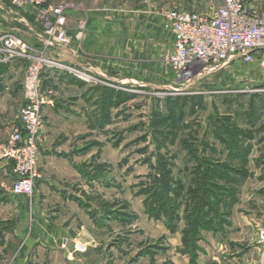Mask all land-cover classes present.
<instances>
[{"label": "rangeland", "instance_id": "1", "mask_svg": "<svg viewBox=\"0 0 264 264\" xmlns=\"http://www.w3.org/2000/svg\"><path fill=\"white\" fill-rule=\"evenodd\" d=\"M43 3L61 5L65 11L66 32L73 28L74 33L67 34L69 43L57 42L58 45H73L89 67L103 68L108 73L105 80L110 84L106 96L108 106L84 131L71 136L72 151L85 152L91 148L95 151L92 161L81 163L83 171L108 175L105 179H110L113 177L106 171L116 167L118 160L119 173L124 167L126 196L129 189L141 199L142 212L138 214L144 212L148 218L162 221L171 233L179 229L180 251L189 256L190 264L197 255V249L194 251L198 247L197 235L201 236L203 230L221 227L235 205L254 210L262 218L261 222L264 221V59L256 56L250 63L233 61L211 71L194 65L192 76L182 87L166 78L169 69L163 59L171 37L167 30L164 29L166 37L163 35V40L153 47L147 41L138 43L133 37L128 38L131 30L127 23L136 21L133 12L137 8L153 4L154 15L167 8L209 11L219 5L218 0H43ZM11 6L30 7L36 21L39 20L36 7ZM4 34L16 35L33 54H41L21 36L13 32ZM122 37L129 40L119 42ZM27 76L28 66L23 81L24 101H20L21 94L16 92L7 97L13 103L12 116L17 119L20 108L31 95L37 94L36 85L42 78L39 72V79L31 89L27 87ZM84 78L88 83H97ZM133 80L143 85L136 86L130 82ZM39 97L44 98L42 93ZM16 127L19 124L12 127L0 146L8 141ZM41 128L42 122L39 154ZM100 146L108 147L101 159ZM37 167L39 177L34 187L41 177L39 160ZM11 173L13 183L16 176L12 169ZM166 174L168 181L163 180ZM167 187L169 192L164 195ZM89 190L85 187L81 194L100 210L109 209L124 231L119 236L107 234L103 243L95 247L86 241H77L73 251L78 257H85L92 264H173L166 252L169 247L165 244V235L157 233L148 239L135 225L138 214L129 200H106ZM33 193L34 188L31 195H25L31 205ZM197 210L199 216L205 215L203 223L197 226H201L199 233H195L197 227L191 231ZM5 215L2 210L0 264H68L58 252L39 251L38 254L35 247L31 251L26 249L27 239H20L14 233L23 223L17 225ZM186 230L188 246L182 242Z\"/></svg>", "mask_w": 264, "mask_h": 264}, {"label": "crops", "instance_id": "2", "mask_svg": "<svg viewBox=\"0 0 264 264\" xmlns=\"http://www.w3.org/2000/svg\"><path fill=\"white\" fill-rule=\"evenodd\" d=\"M244 2L248 6L264 10V0ZM154 13L156 10L153 4L135 9L133 15L137 16L136 21L127 23L131 30L128 38L131 36L138 43L147 41V45L152 47L162 41V36L167 35L164 31L162 12L157 15ZM33 14L30 7L18 9L12 7L9 0H0V35L13 32L21 36L36 48L35 51H41L43 57L73 67L82 73L83 77L50 65H42V78L37 82V91L35 90L42 102V143L38 158L41 177L34 187L31 205L27 196L12 194V167L7 162H0V212L4 210L7 213L6 218L16 224L23 223V227L16 229L17 232L14 233L20 239H27L26 249L31 251L35 247L38 254L39 251L58 252L68 264L76 261L80 264H92L88 263L85 257L77 256L78 253L73 251L75 243L86 241L95 247L103 243L102 240L107 234L112 232L119 236L118 233L124 229L117 219L113 218L109 209L100 210L90 198L86 200L85 194H81L82 190L87 187L90 192H96L107 198L106 200H129L137 214L142 212L141 199L129 189L126 196L124 167L119 173L118 160L115 161L116 167H112L110 172L106 171L113 177L110 179H105L108 175H94L92 171L87 172L80 168L81 163L88 164L94 159L95 151L93 148L85 152L72 151L71 136H75L78 131H84L87 124L102 115L103 108L108 106L106 96L110 84L105 81L108 79V73L103 68L91 67L92 65L89 67L90 64L82 61L73 45L63 47L54 39L45 43L44 26L41 21H36ZM117 24L119 25L120 21ZM122 27L125 32V22ZM67 31L69 34L74 33L73 28H68ZM118 40L123 42L129 39L122 37ZM171 46L170 37V48L168 47L165 54L170 51ZM28 64L29 60L23 58L0 63V141L7 137L13 126L19 124L17 117L12 116L10 106H13V103L7 97L16 92L21 94L20 101L23 100V81ZM87 75L97 83H88L84 78H87ZM166 78H170V72ZM115 80L120 81V78H114ZM130 82L136 86L143 85L137 80ZM168 82L172 81L168 79ZM39 93H42L44 98L39 97ZM18 104L20 105V102ZM100 147L101 159L103 150L105 152L108 147ZM261 220L254 210L241 208L240 204L235 205L227 223L212 231L203 230L197 241V255L192 264H257L261 247L256 241L255 227ZM135 225L144 231L148 239H153L157 233L165 235V244L169 247L166 252L173 264H190L189 256L180 251L179 229L171 233L162 221L148 218L144 212L138 214V222ZM89 245L87 249H90Z\"/></svg>", "mask_w": 264, "mask_h": 264}, {"label": "built area", "instance_id": "3", "mask_svg": "<svg viewBox=\"0 0 264 264\" xmlns=\"http://www.w3.org/2000/svg\"><path fill=\"white\" fill-rule=\"evenodd\" d=\"M218 2L219 5L209 11L182 8L162 11L164 28L172 39L171 49L164 54L163 61L173 83L185 87L194 65L211 71L233 61L250 63L256 56L264 59V10L248 6L244 0ZM10 3L16 7L28 5L37 8L38 18L44 26L45 42L54 39L59 44L69 43L64 28L65 11L61 5L47 6L43 0H10ZM14 58L29 60L27 87L31 89L44 64L83 76L73 67L33 54L28 45L14 34L0 35V63ZM87 78L92 79L89 75ZM41 105L38 97L31 95L19 110V127L0 146V161H7L16 176L11 187L13 195H31L39 177ZM256 241L261 247L257 264H264V221L256 228Z\"/></svg>", "mask_w": 264, "mask_h": 264}, {"label": "trees", "instance_id": "4", "mask_svg": "<svg viewBox=\"0 0 264 264\" xmlns=\"http://www.w3.org/2000/svg\"><path fill=\"white\" fill-rule=\"evenodd\" d=\"M202 161H204V160H202ZM199 167V166H198ZM202 174H205V172H203ZM167 176H168V174H166L165 176H164V179L163 180H166L167 179ZM205 176V175H204ZM169 179H167V181H168ZM160 182H162V180L160 181ZM167 192H169V187H167V189H165L164 190V192H163V194L165 195ZM162 199V198H161ZM203 217H205V215H204V213L202 214H200V216H199V212H198V210H197V213L195 214V223L193 224V230H191L192 232H194V230H195V228L198 226V225H201L203 222H202V218ZM224 224L225 223H227V219L223 222ZM188 224H190V223H188ZM167 226L169 227V229L170 230H173L168 224H167ZM220 226V225H219ZM219 226H215V227H213V230H215V229H217V228H219ZM200 227L201 226H199V227H197V229L195 230V233L197 232V233H199V229H200ZM198 230V231H197ZM189 231V230H188ZM191 231H189V232H191ZM186 233H187V230L186 231H184V236H183V239H182V242H183V244L186 246H188V243L189 242H187L186 241ZM200 238V235L198 234L197 235V238H195V242H197L198 241V239ZM197 249V247H194V251ZM195 256V255H194Z\"/></svg>", "mask_w": 264, "mask_h": 264}]
</instances>
